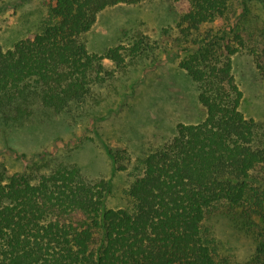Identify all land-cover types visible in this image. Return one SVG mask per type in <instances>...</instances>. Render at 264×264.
<instances>
[{
    "label": "trees",
    "instance_id": "obj_1",
    "mask_svg": "<svg viewBox=\"0 0 264 264\" xmlns=\"http://www.w3.org/2000/svg\"><path fill=\"white\" fill-rule=\"evenodd\" d=\"M147 1L54 0L39 32L10 49L0 44L3 134L24 127L36 111L45 118L90 115L104 101L97 88L155 60L163 47L146 34L103 55L84 40L106 9ZM171 1L186 8L168 45L196 46L174 59L198 86L206 117L179 123L173 138L140 161L126 191L129 208H107L110 183L88 178L76 164L43 171L46 164L28 162L11 173L0 162V264H264V179L256 174L264 167V126L242 111L234 56L244 39L227 24L231 0ZM108 155L115 171L127 169L129 156ZM225 207L253 234L255 253L244 263L221 258L206 226Z\"/></svg>",
    "mask_w": 264,
    "mask_h": 264
},
{
    "label": "rangeland",
    "instance_id": "obj_2",
    "mask_svg": "<svg viewBox=\"0 0 264 264\" xmlns=\"http://www.w3.org/2000/svg\"><path fill=\"white\" fill-rule=\"evenodd\" d=\"M54 0H1L0 44L10 49L29 34L39 32ZM186 8V7H185ZM171 0H152L138 5H117L99 14L84 40L91 53L103 55L109 48L125 44L135 34L149 35L162 49L157 58L141 62L113 87L97 88L104 101L87 113L52 114L45 118L36 111L27 124L3 134L0 123V162L9 172L23 171L28 162L54 165L74 164L90 179L110 183L106 206L110 209L132 205L126 191L136 176L141 160L173 138L179 123L198 124L206 117L199 103L198 86L179 67L187 51L168 45L177 36V23L185 11ZM227 24L242 35L244 48L234 56V73L244 92L242 111L264 126V0H231ZM172 33L165 38L163 32ZM228 36L233 37V33ZM167 50V51H165ZM107 69H114L105 62ZM116 89V90H115ZM108 149L130 158L125 171H115ZM26 159H25V158ZM264 179V167L256 172ZM238 213L216 210L206 226L216 239L221 258L244 263L255 253L253 234L243 229Z\"/></svg>",
    "mask_w": 264,
    "mask_h": 264
}]
</instances>
